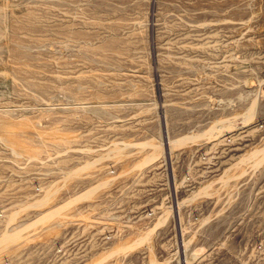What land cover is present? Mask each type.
<instances>
[{
    "label": "rangeland",
    "instance_id": "1",
    "mask_svg": "<svg viewBox=\"0 0 264 264\" xmlns=\"http://www.w3.org/2000/svg\"><path fill=\"white\" fill-rule=\"evenodd\" d=\"M0 264H264V0H0Z\"/></svg>",
    "mask_w": 264,
    "mask_h": 264
},
{
    "label": "bare ground",
    "instance_id": "2",
    "mask_svg": "<svg viewBox=\"0 0 264 264\" xmlns=\"http://www.w3.org/2000/svg\"><path fill=\"white\" fill-rule=\"evenodd\" d=\"M13 235H14V234H13ZM13 235H12V236H13ZM18 237H19V235H18ZM18 237H17V238H18ZM10 238H11V237H10ZM10 240H11V239H10ZM5 241H6V240H5ZM10 242H11V241H10Z\"/></svg>",
    "mask_w": 264,
    "mask_h": 264
}]
</instances>
